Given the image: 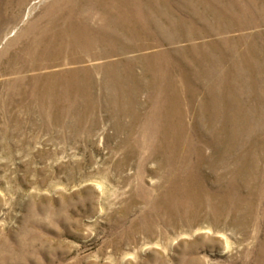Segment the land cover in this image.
Instances as JSON below:
<instances>
[{
	"label": "bare ground",
	"instance_id": "obj_1",
	"mask_svg": "<svg viewBox=\"0 0 264 264\" xmlns=\"http://www.w3.org/2000/svg\"><path fill=\"white\" fill-rule=\"evenodd\" d=\"M29 1L0 0V39L20 21ZM55 2L4 48V55L13 51L6 73L18 74L6 82L10 90L18 87L31 99L28 106L35 103L43 118L56 122L72 117L77 126L84 120L94 125L99 107L111 112L115 125L129 117L123 161L128 163L139 147L148 156H161L167 186L158 205L168 214L220 223L227 210L235 213L243 205L245 214L251 210L254 187L264 196V92L250 108L237 91L264 90V31H246L264 24V0ZM208 34L215 36L208 41ZM163 38L192 43L163 50L156 42ZM115 55L122 58L108 59ZM192 57L204 60L202 68ZM87 59L106 60L87 65ZM66 63L74 65L52 69ZM41 69L50 71L23 74ZM185 104L204 120L201 125L197 120L188 125ZM146 106L150 110L143 112ZM138 128L144 138L131 139ZM220 165L227 177L218 175L216 187H208L206 169H223Z\"/></svg>",
	"mask_w": 264,
	"mask_h": 264
},
{
	"label": "rangeland",
	"instance_id": "obj_2",
	"mask_svg": "<svg viewBox=\"0 0 264 264\" xmlns=\"http://www.w3.org/2000/svg\"><path fill=\"white\" fill-rule=\"evenodd\" d=\"M55 3L30 0L20 21L0 39V264H264L261 187H254L256 202L246 214L243 205L235 213L225 211L220 223L198 218L186 221L158 205L167 186L162 181L166 170L160 165V155L148 156V150L137 145L130 161H123L129 117L115 125L111 112L99 107L94 125L84 120L79 127L72 117L67 123L56 122L43 118L35 103L28 106L31 99L18 87L10 90L6 82L18 74L6 73L13 51L4 55V48L25 25L47 15ZM203 11L199 9L197 14L208 20ZM246 31H264V24ZM214 36L208 34L204 39L209 41ZM163 39L156 41L163 50L192 43ZM117 58L122 57L108 59ZM101 60L106 59H87L85 64L95 65ZM202 61L193 60L200 68ZM49 71L23 74L29 77ZM169 77L175 76L170 73ZM249 91L242 87L237 94L252 108L264 90L258 87ZM183 109L188 112V125L204 121L193 116L190 105ZM149 110L148 106L142 108L143 112ZM133 132L131 139L144 138L139 128ZM192 138L197 141V134ZM207 151L212 153L210 148ZM225 169H206L208 187H216L218 175L227 177ZM241 217L243 223L237 219Z\"/></svg>",
	"mask_w": 264,
	"mask_h": 264
}]
</instances>
